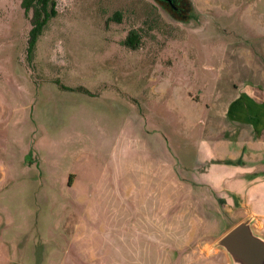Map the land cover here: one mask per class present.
<instances>
[{"label":"rangeland","instance_id":"rangeland-1","mask_svg":"<svg viewBox=\"0 0 264 264\" xmlns=\"http://www.w3.org/2000/svg\"><path fill=\"white\" fill-rule=\"evenodd\" d=\"M189 1L180 21L58 0L28 56L21 0H0V264H231V171L264 158V0Z\"/></svg>","mask_w":264,"mask_h":264},{"label":"crops","instance_id":"crops-1","mask_svg":"<svg viewBox=\"0 0 264 264\" xmlns=\"http://www.w3.org/2000/svg\"><path fill=\"white\" fill-rule=\"evenodd\" d=\"M258 109L264 111V102L260 104V108ZM258 114L260 118L257 115L256 132L258 135L256 141L259 143L260 148L264 150V112ZM259 160L256 163L241 161L244 164L236 166L237 169L231 172H233V181H235L233 187L234 189H238V195L234 193V197L238 199L239 207L244 213V219L250 218L255 233L264 239V158L261 157ZM249 166H255L258 169L252 173L253 171ZM131 259L134 260V258ZM136 261L138 262L140 260ZM142 264L145 263L143 262Z\"/></svg>","mask_w":264,"mask_h":264},{"label":"trees","instance_id":"trees-1","mask_svg":"<svg viewBox=\"0 0 264 264\" xmlns=\"http://www.w3.org/2000/svg\"><path fill=\"white\" fill-rule=\"evenodd\" d=\"M57 1L58 0H21V8L23 9L25 16L28 17L29 25H30L28 38H27L28 56H31V54L33 53L36 43L39 37L41 36L43 30L49 23V21L57 16ZM184 2L188 8L187 10L190 11L191 2L189 0H184ZM165 9L174 18L180 21H185L188 18V16L185 17L186 19L184 17H178L169 8L165 7ZM114 17L116 19L119 18L120 13L119 12L115 13ZM140 43H141L140 35L136 30L129 31L125 40L122 42L124 46L132 50L137 49L140 46ZM57 85L62 91H71V92L76 91L79 93L88 94V91L82 88L71 89L59 84L58 82ZM226 164L233 165L237 163L226 161ZM238 164H244V163L239 162Z\"/></svg>","mask_w":264,"mask_h":264},{"label":"water","instance_id":"water-1","mask_svg":"<svg viewBox=\"0 0 264 264\" xmlns=\"http://www.w3.org/2000/svg\"><path fill=\"white\" fill-rule=\"evenodd\" d=\"M160 4L169 0H155ZM225 251L231 264H264V239L257 235L250 218L243 219L227 230L216 242Z\"/></svg>","mask_w":264,"mask_h":264},{"label":"flooded vegetation","instance_id":"flooded-vegetation-1","mask_svg":"<svg viewBox=\"0 0 264 264\" xmlns=\"http://www.w3.org/2000/svg\"><path fill=\"white\" fill-rule=\"evenodd\" d=\"M170 2H165L162 4L163 6L169 8L176 16L178 17H186L188 8L185 5L184 0H169ZM186 14V15H185Z\"/></svg>","mask_w":264,"mask_h":264}]
</instances>
